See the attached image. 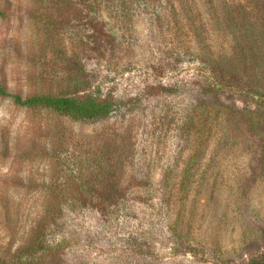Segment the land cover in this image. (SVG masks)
<instances>
[{
    "label": "rangeland",
    "instance_id": "1",
    "mask_svg": "<svg viewBox=\"0 0 264 264\" xmlns=\"http://www.w3.org/2000/svg\"><path fill=\"white\" fill-rule=\"evenodd\" d=\"M0 87V264L263 260L264 0H0Z\"/></svg>",
    "mask_w": 264,
    "mask_h": 264
},
{
    "label": "trees",
    "instance_id": "2",
    "mask_svg": "<svg viewBox=\"0 0 264 264\" xmlns=\"http://www.w3.org/2000/svg\"><path fill=\"white\" fill-rule=\"evenodd\" d=\"M248 24L243 22L229 21V28L236 29L237 32H243ZM257 92L258 89H255ZM257 93L262 94L260 91ZM8 95L6 90L0 87V96ZM14 100L17 104L30 109L41 108L48 109L57 114L67 116L74 120H105L113 111V104L110 101H96L94 98L74 99L70 97H55L51 95H36L22 99L15 95ZM6 220L9 222V215L6 212ZM36 232L32 231V234ZM39 233V232H38ZM260 261H252L251 264H264V258Z\"/></svg>",
    "mask_w": 264,
    "mask_h": 264
}]
</instances>
